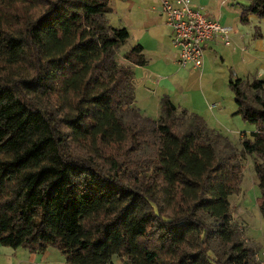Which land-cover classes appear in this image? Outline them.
Segmentation results:
<instances>
[{
  "label": "trees",
  "instance_id": "obj_1",
  "mask_svg": "<svg viewBox=\"0 0 264 264\" xmlns=\"http://www.w3.org/2000/svg\"><path fill=\"white\" fill-rule=\"evenodd\" d=\"M110 0H0V244L56 248L66 264H253L230 196L241 183L233 141L168 94L160 116L136 105L127 27ZM264 17L249 0L240 19ZM242 138L256 155L264 218V79L232 71Z\"/></svg>",
  "mask_w": 264,
  "mask_h": 264
},
{
  "label": "crops",
  "instance_id": "obj_2",
  "mask_svg": "<svg viewBox=\"0 0 264 264\" xmlns=\"http://www.w3.org/2000/svg\"><path fill=\"white\" fill-rule=\"evenodd\" d=\"M120 1L118 3L117 0H110L112 12L108 14V20L116 27H127L130 31L127 41L133 44L129 45L126 42L124 45L127 50L140 44L148 60L144 66L131 65L136 105L145 115L150 116V105L156 104L157 110L154 109L155 113L151 115L156 119L160 116L158 112H160L161 97L168 94L179 109L187 108L190 112L199 113L208 127L219 130L222 134L228 132L226 121L230 120V115L236 109L229 104L232 97V93L228 90L230 75L233 71L231 69L234 68L239 77L238 66L241 64L247 66V60L252 57L250 64L256 70V63L260 62L261 55L264 53L263 50L258 49V41L248 42L245 39V32L241 29L235 31L238 25L241 26L240 15L249 0L241 3L240 6L238 0L237 2L221 0L220 3L219 0H192L195 7L207 18L219 20L222 24L233 28L237 43L235 49H217L216 42L207 43L204 62L200 68L191 65L183 66L180 63L179 52L172 42V28L163 14L160 15L165 21L163 18H158L159 0ZM251 16L252 14L249 16V21ZM258 33L260 32L256 30L257 36L255 35L254 39L258 40V37H261V33ZM239 34H243V38L239 37ZM244 44L247 45L245 51L240 48ZM238 50L244 53L249 50L247 54L249 57L247 56L242 63L234 59ZM125 64L129 62L125 60ZM257 65V71L263 72L264 64ZM237 132L241 136L245 134L242 131ZM57 250L49 248L45 252L33 253L21 246L0 248V264H66V259L57 254Z\"/></svg>",
  "mask_w": 264,
  "mask_h": 264
},
{
  "label": "rangeland",
  "instance_id": "obj_3",
  "mask_svg": "<svg viewBox=\"0 0 264 264\" xmlns=\"http://www.w3.org/2000/svg\"><path fill=\"white\" fill-rule=\"evenodd\" d=\"M160 1V0H159ZM238 5L240 6L241 3L245 2L247 0H238ZM118 3H120V0H117ZM221 0H219V3ZM237 2V0H236ZM160 5V2L158 3V6ZM160 11V9H159ZM161 13L157 14L158 18H163L164 15L161 16ZM113 15V14H112ZM113 19V17H111ZM114 22V21H113ZM114 23H117L116 21ZM238 29H241L242 32H245L244 35H246V38L248 42L252 41H258V49H261L264 51V17H259L255 14H252L250 17V21L248 23H242L241 26L238 25V27L235 29L237 31ZM256 30H258L261 33V37L255 38ZM258 33V34H260ZM243 38V34H239V37ZM257 36V35H256ZM236 35L233 30L231 29L230 32V40L232 45L230 47L226 46L223 43H216L217 49H235L237 47L236 43ZM247 42V43H248ZM127 44H131L130 41H127ZM174 46V45H173ZM241 50L245 51L247 49V45L244 44V46H240ZM177 50V48H176ZM128 50L125 45L120 47L119 49V62L125 63L124 60V53H126ZM243 51H237V54L235 56V60L239 62H243L245 58H247V53H244ZM260 51V52H263ZM249 57V56H248ZM250 60H247V66H243L242 64L238 66L239 71V77L243 78L245 81H252L255 78L264 79V71L258 72V65L259 63L264 64V53L261 55L260 62L256 63V70H254V67H252L251 59L252 57H249ZM220 62V60H219ZM256 62V61H255ZM232 68V67H231ZM264 69V67H263ZM233 70L234 74L236 75V71ZM237 76V75H236ZM238 77V76H237ZM229 92L232 93L231 100H229L230 106H233L235 111L230 115L231 118L229 121H226V125L228 126V132H225L224 135L228 136L235 146L237 147L238 153L241 155L240 160V166H241V183L240 188L237 193L230 196V206H231V212L234 222L237 225V236L239 240H242L244 244H246L249 247H252L254 252L253 256L250 257V262L253 264H264V218L262 216V213L259 209L258 199L261 196V190L259 187V180L256 175L255 171V159L257 158L256 155H250L243 151L242 148V138L246 134L248 136H251V132L255 130V125L251 124L247 121H245L240 114H237L238 110V104L235 101V95L233 94V91L230 86H228ZM229 96V95H228ZM151 112L150 116L154 114V109L157 110L156 104L150 105ZM148 113V112H147ZM160 113V112H158ZM156 115V114H155ZM159 115V114H158ZM242 131L245 132L243 136L240 135L239 132ZM237 132V133H236ZM0 248H12V247H6L0 244ZM218 252L223 256V260L225 264H231L228 260H226V257L229 255L231 249L230 247H227L226 245H218L217 246ZM57 254L61 255L64 259L65 256L63 253L59 250H57ZM114 264H124V259L119 258L118 256H115L113 258ZM232 264H239L237 262H232Z\"/></svg>",
  "mask_w": 264,
  "mask_h": 264
},
{
  "label": "built area",
  "instance_id": "obj_4",
  "mask_svg": "<svg viewBox=\"0 0 264 264\" xmlns=\"http://www.w3.org/2000/svg\"><path fill=\"white\" fill-rule=\"evenodd\" d=\"M160 13L172 28V42L183 66L200 68L205 58V45L209 42L232 45V28L219 20L207 18L192 0H160Z\"/></svg>",
  "mask_w": 264,
  "mask_h": 264
}]
</instances>
